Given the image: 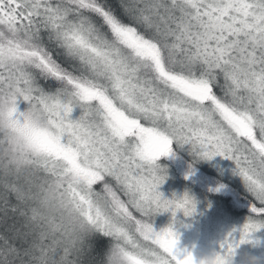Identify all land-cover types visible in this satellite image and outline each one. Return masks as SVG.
<instances>
[{
	"label": "snow or ice",
	"instance_id": "1",
	"mask_svg": "<svg viewBox=\"0 0 264 264\" xmlns=\"http://www.w3.org/2000/svg\"><path fill=\"white\" fill-rule=\"evenodd\" d=\"M174 145L250 194L216 252L237 264L264 229V0H0V264H197Z\"/></svg>",
	"mask_w": 264,
	"mask_h": 264
},
{
	"label": "rangeland",
	"instance_id": "2",
	"mask_svg": "<svg viewBox=\"0 0 264 264\" xmlns=\"http://www.w3.org/2000/svg\"><path fill=\"white\" fill-rule=\"evenodd\" d=\"M27 107V102L24 101V105H20L21 110H24ZM79 115V109L74 111L73 117ZM181 157V156H180ZM180 157L172 156V158H168L173 161V165H175L178 172L183 174L184 181H188L191 184L195 185H203L211 188L213 184L212 177L209 179L204 178L203 175L195 170L193 174L188 175L191 166L185 164ZM221 157V156H219ZM222 159L218 160L220 168H228L231 174L232 168L234 164L232 161L221 157ZM233 173V172H232ZM198 174V175H197ZM182 176V175H181ZM234 176V175H232ZM216 177V176H215ZM202 178V179H201ZM207 180V181H205ZM160 191L164 193V195L168 198H171L173 193L178 195H182L185 191H189L187 189L176 188L168 178L165 183L160 186ZM190 192V191H189ZM198 201L197 210L191 216H185L184 213H177V222L175 223V229L180 233L179 242L183 243L185 247H181V249L189 248L195 254L200 251L208 250L212 247H215L216 250H219V241L230 231L234 226L241 225L245 216L232 217L229 213H224L222 210L216 208L211 202L205 200V198L201 197L199 194L190 192ZM239 207H248V204L244 203V200H240L236 203ZM172 222V213L171 212H163L159 213L155 217L154 227L159 230L161 228L167 227ZM238 235V234H237ZM255 237L259 239V243H245L241 245L239 249V253L244 251L252 252L258 256L264 258V229H261L257 233L254 234ZM181 246V245H180ZM240 256L237 257L239 261Z\"/></svg>",
	"mask_w": 264,
	"mask_h": 264
},
{
	"label": "trees",
	"instance_id": "3",
	"mask_svg": "<svg viewBox=\"0 0 264 264\" xmlns=\"http://www.w3.org/2000/svg\"><path fill=\"white\" fill-rule=\"evenodd\" d=\"M20 105H24V101L21 100ZM175 151L178 153L180 152L186 154L187 156H181L180 159L182 158L181 160L185 164H188L189 166L193 167L195 170L200 172L204 178L209 179V177H212L211 182L213 184L211 185V188L203 185L200 186L195 185L196 190L194 193L199 194L201 197L205 198V200L211 202L216 208L222 210V212H224L225 214L229 213L232 217H239V216L247 217L249 215L250 194L246 191L243 185L242 188H240L238 191L235 192L233 187L234 183L228 181L227 179L234 174L232 172L231 174L227 173L230 172L228 168L226 169L219 167L218 160L222 159L221 157L216 156L211 160L194 158V156L189 155L191 154V152L189 150L188 145H185L183 147L179 145H174V152ZM168 158H172V156L161 157L158 162L167 169L168 181L170 180V182L176 187L178 186V180L179 179L184 180L185 178L182 173L180 174L178 172L175 165H173V161L169 160ZM232 177H233L232 180L234 181L237 180L239 183H241L238 177H236L235 175ZM186 182L188 184H191L188 181ZM219 185H224V187L220 188L219 191H216L215 189ZM239 199L242 201L244 200V203L248 204V207L247 208L239 207L235 203V201L239 202ZM232 205L234 207V210L231 209ZM178 247L180 248L185 247V245L179 242ZM187 249L191 250L189 248Z\"/></svg>",
	"mask_w": 264,
	"mask_h": 264
},
{
	"label": "clouds",
	"instance_id": "4",
	"mask_svg": "<svg viewBox=\"0 0 264 264\" xmlns=\"http://www.w3.org/2000/svg\"><path fill=\"white\" fill-rule=\"evenodd\" d=\"M216 248L212 247L195 254L197 264H217ZM240 259L237 264H264V258L252 252L239 253ZM231 264V261L229 262Z\"/></svg>",
	"mask_w": 264,
	"mask_h": 264
},
{
	"label": "bare ground",
	"instance_id": "5",
	"mask_svg": "<svg viewBox=\"0 0 264 264\" xmlns=\"http://www.w3.org/2000/svg\"><path fill=\"white\" fill-rule=\"evenodd\" d=\"M228 179V181H230V182H233L234 184H233V187H234V190H235V192L236 191H238L240 188H242V184L241 183H239L237 180H232L233 179V177L231 176V177H229V178H227ZM176 188H181V189H187V190H189L190 192H195V190H196V187H195V184H188L186 181H184L183 179H179L178 180V186H176ZM232 210H234V207H233V205H232V208H231ZM236 218V217H235Z\"/></svg>",
	"mask_w": 264,
	"mask_h": 264
},
{
	"label": "flooded vegetation",
	"instance_id": "6",
	"mask_svg": "<svg viewBox=\"0 0 264 264\" xmlns=\"http://www.w3.org/2000/svg\"><path fill=\"white\" fill-rule=\"evenodd\" d=\"M189 155H191V156H193L192 154H189ZM170 156H175V157H180V156H187L186 154H184V153H178V152H174V155H170Z\"/></svg>",
	"mask_w": 264,
	"mask_h": 264
}]
</instances>
